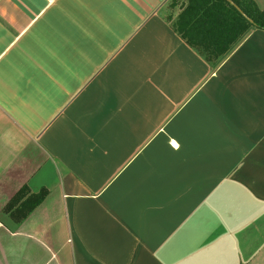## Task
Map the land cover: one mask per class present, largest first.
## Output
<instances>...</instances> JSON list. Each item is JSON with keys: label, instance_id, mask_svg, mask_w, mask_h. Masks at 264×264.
I'll return each instance as SVG.
<instances>
[{"label": "crops", "instance_id": "obj_1", "mask_svg": "<svg viewBox=\"0 0 264 264\" xmlns=\"http://www.w3.org/2000/svg\"><path fill=\"white\" fill-rule=\"evenodd\" d=\"M178 12L0 0V264H264V30L210 63Z\"/></svg>", "mask_w": 264, "mask_h": 264}, {"label": "trees", "instance_id": "obj_2", "mask_svg": "<svg viewBox=\"0 0 264 264\" xmlns=\"http://www.w3.org/2000/svg\"><path fill=\"white\" fill-rule=\"evenodd\" d=\"M169 5L179 8L177 15L170 17L174 30L210 63L224 57L250 29L264 30V8L255 0H169ZM47 194L46 189L34 193L24 185L5 208L22 220Z\"/></svg>", "mask_w": 264, "mask_h": 264}, {"label": "rangeland", "instance_id": "obj_3", "mask_svg": "<svg viewBox=\"0 0 264 264\" xmlns=\"http://www.w3.org/2000/svg\"><path fill=\"white\" fill-rule=\"evenodd\" d=\"M262 8V7H261Z\"/></svg>", "mask_w": 264, "mask_h": 264}]
</instances>
